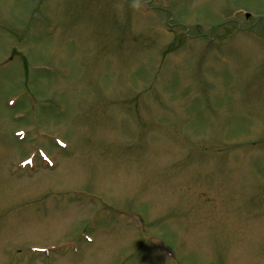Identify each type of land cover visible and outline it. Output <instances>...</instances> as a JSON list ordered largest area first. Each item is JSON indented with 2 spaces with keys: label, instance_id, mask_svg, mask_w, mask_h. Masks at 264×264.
<instances>
[{
  "label": "rangeland",
  "instance_id": "1",
  "mask_svg": "<svg viewBox=\"0 0 264 264\" xmlns=\"http://www.w3.org/2000/svg\"><path fill=\"white\" fill-rule=\"evenodd\" d=\"M0 264H264V0H0Z\"/></svg>",
  "mask_w": 264,
  "mask_h": 264
}]
</instances>
